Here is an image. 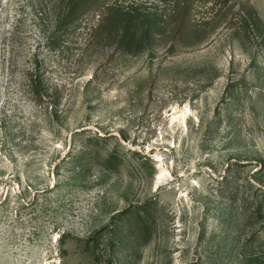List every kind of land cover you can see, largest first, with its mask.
Masks as SVG:
<instances>
[{
    "label": "rangeland",
    "instance_id": "374dc122",
    "mask_svg": "<svg viewBox=\"0 0 264 264\" xmlns=\"http://www.w3.org/2000/svg\"><path fill=\"white\" fill-rule=\"evenodd\" d=\"M106 1L164 17L176 0ZM192 1L194 21L250 6L264 25V0ZM58 5L0 0V264H243L264 253L256 29L246 39L222 25L169 51L168 26L121 53L88 39L96 16L56 33Z\"/></svg>",
    "mask_w": 264,
    "mask_h": 264
},
{
    "label": "trees",
    "instance_id": "16d2710c",
    "mask_svg": "<svg viewBox=\"0 0 264 264\" xmlns=\"http://www.w3.org/2000/svg\"><path fill=\"white\" fill-rule=\"evenodd\" d=\"M192 7V0H176L163 17L155 12L146 14L132 7L112 5L106 0H59L55 32L68 33L85 15L96 16V24L87 27L88 39L95 37L99 45L111 47L115 52L137 53L148 45L155 31H165L168 26L173 36L169 51H174L175 45L194 47L203 43L223 25L235 37L243 35L246 39L249 31L256 29L258 44L264 48V25L252 7L234 13L228 5L219 8L212 18L199 21L192 20ZM114 160V154H109L104 167L111 170L115 167ZM259 251L250 249L243 264H264V253Z\"/></svg>",
    "mask_w": 264,
    "mask_h": 264
}]
</instances>
